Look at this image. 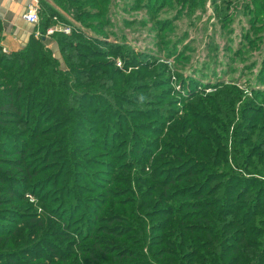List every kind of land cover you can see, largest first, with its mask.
I'll list each match as a JSON object with an SVG mask.
<instances>
[{"label":"rangeland","instance_id":"obj_1","mask_svg":"<svg viewBox=\"0 0 264 264\" xmlns=\"http://www.w3.org/2000/svg\"><path fill=\"white\" fill-rule=\"evenodd\" d=\"M39 1L47 8L50 23L28 47L46 62L40 57L31 71L27 62L22 69L17 66L6 72L8 60L4 59L0 91L21 90L25 122L8 135L33 146V151L40 152L39 160L44 158L42 162L51 156L48 168L53 171L34 178L26 190L19 189L21 202L4 194L0 184V201L6 200L0 207V264L25 260L23 264H45L41 260L32 263L27 257L58 253L64 261L58 264H179L159 246L160 240L170 236V204L178 206V202L169 203L170 199L162 197L155 200L160 192L158 182L166 181L189 161L162 167L167 163L157 165L158 156L168 145L188 155L186 149L197 144L194 127L183 120L188 109L205 116L203 109L212 102H235L228 112V151L232 129L242 123L238 115L242 102H254L264 109V0H60L61 5ZM54 28L70 31L65 36L74 38L71 49L68 45L61 49L56 43L54 36L60 33L46 35ZM17 52H7L0 44V56L12 58ZM50 61L53 69L68 75L67 80L74 84L70 96L60 102L53 88L45 102L24 101L28 93L33 94L30 88L42 89L39 81L45 76L35 79V73L39 68L46 72ZM97 70L100 75L90 78ZM212 116L220 115L212 112ZM37 126L49 134L34 142ZM65 147L71 148L70 155ZM114 179L117 185L108 190L118 192L113 198L120 197L111 198L112 205L106 206L100 191ZM11 185L8 181L5 187ZM73 189L77 197L71 200ZM176 194L179 191L172 190L167 196ZM230 196L233 204L229 206L237 216L244 214L238 203L242 192ZM26 213L42 219L44 230L36 232L27 226L20 240L10 237ZM262 214L260 220H264ZM115 218L126 227L118 233L122 238L108 235V223ZM197 218L193 211L177 220L183 224L179 237L184 246L181 254L185 253L180 264H233L232 253L223 257V252L219 259L215 250L227 242L233 250L240 239L250 240L245 231L258 233L264 228L257 222L242 227L219 221L232 229H224L210 240L204 238ZM190 239L197 240L193 241L199 244L196 251L187 246ZM201 246L206 247L205 252L199 250ZM244 252L240 247L237 264H258V256L246 260Z\"/></svg>","mask_w":264,"mask_h":264},{"label":"trees","instance_id":"obj_2","mask_svg":"<svg viewBox=\"0 0 264 264\" xmlns=\"http://www.w3.org/2000/svg\"><path fill=\"white\" fill-rule=\"evenodd\" d=\"M50 1L54 4H62L59 3L60 0ZM39 6V24L37 28L41 34L49 27L50 16L42 1H39ZM54 37L56 43L61 49L66 45H68V49H71V40L74 39L73 37L65 36L63 34L55 35ZM32 41L35 40L32 38L27 44V47H25L21 52L12 53V58L1 55L0 65L3 63L4 59L8 60L7 70L5 68L2 70L12 72L17 66L22 69L21 67H24L23 65L28 62L27 65H29V69L31 71L34 69L35 65L39 64L40 57L44 62H46L45 57L31 53L28 46L32 43ZM32 55H34L33 58ZM69 61H72L71 58ZM50 63L51 64L48 66L49 69L46 72H41V68H39L35 73V79L45 76L41 79V81H39V85L42 86V89L30 88L29 90L31 93L33 92L32 95L34 96L32 97V95L28 93L25 99L23 98L24 101H28V99H30L45 102L50 90L53 88L56 90V94L60 95V102L70 96V91L74 87V84L67 80L66 76L68 75H64L60 71L57 72L51 67V61ZM67 66L73 71L70 64ZM98 72L99 71L97 70L89 74L90 78L100 75ZM47 80L49 82L48 85ZM11 89L12 90L3 92L0 91V169L6 170L5 172L0 171V184L4 187L2 188V192L4 194L13 196L14 199H19L18 196L22 195L19 189L26 190L25 188L27 187V183H31V181L39 175L53 170L48 168L50 166L48 161L51 156H45L47 160L42 162L44 158L39 160L41 157L40 152H36L37 150L33 151V146L27 147V144H21L14 138L9 137L8 132L10 130L14 129L17 125H22L25 122V109H23L22 101H20L22 98L21 90L19 89L16 93L13 88ZM53 99L56 100V96H53L52 100ZM234 103L235 102H232V100L228 102H212V106L203 109L205 111V116H200L198 112L188 109V112L184 114L183 120L188 121L187 123L191 125L189 128L194 127L192 133L198 137L197 144H195L193 148L186 149L188 155L185 151H179V148L168 145L164 146L162 153L158 156L160 162L157 165L167 163L166 166L162 167H170L171 163L182 165L189 161V163L180 171L175 173L173 176H168L166 181L158 182L160 192L155 200L156 202L159 197H162L170 199L169 203L173 201L178 202V206L170 204L171 209L168 215L173 218V221L169 224V227L171 228L170 236H168L166 240H160L162 244L159 246L165 247V250L162 252L164 254L166 253L165 255L172 257L179 264L181 261L180 256L185 255V253L181 254L184 246L180 242L183 238L179 237L183 224L181 221L177 220H181L183 215H190L193 211H196L198 213L197 222L202 224L203 228H201V231L204 232V238L207 239L210 237V240L216 239L217 234L224 229L227 231L232 229V226L225 225L233 224V226L239 225L246 227L251 223L257 222L264 227V220H260L259 218L263 215L262 213H264V109L255 107L254 102H242L243 107L238 110L239 119L240 121L242 119V123L236 124L232 129L233 132L230 143L231 148L230 151H228L226 143L228 141V128L231 121V116L228 112L231 109L230 106L234 107ZM231 111L233 112V108ZM212 112H216L220 116H212ZM68 130L71 131V128L69 127ZM58 131H61V128ZM45 133L46 130L44 131L43 128L37 126L32 140L35 142L49 134V132L47 134ZM69 134L70 132L68 135ZM179 140L183 142V138H179ZM64 151L66 155H70L71 148L65 147ZM34 153L36 154L34 155ZM10 158H13L14 160H5ZM165 158L168 159L166 160ZM32 162L33 165L31 164ZM39 162H42V165L35 167L34 165ZM197 163L199 164L197 165ZM194 165L197 166L193 168ZM58 172L59 171H57L56 174ZM73 174L75 176L78 175L76 173ZM65 176L69 177V184H72L70 173L67 172ZM222 180L224 182H221ZM8 181L12 182V185L11 187L7 186L6 188L5 185ZM24 182L25 185L23 186ZM49 183L50 181L47 182L48 185ZM51 183L54 184V181ZM114 184L117 185L115 179L110 180L108 186L100 191L103 194L102 199L107 201L106 206L112 205L113 201L111 202V198L114 197L113 195L118 193L108 190L109 187ZM60 187V189H62V186ZM234 189L236 191H234ZM172 190L179 191V194H176L175 196H167V193ZM240 192H242V197H240V202L238 203H242V211H245V213L237 216L239 214H236V211H233V208L229 206L230 203L233 204V199H231L230 195L231 193H235L237 196ZM76 197L77 192L74 190L71 192V195H69V198L74 200ZM118 197L113 199L116 200ZM19 200L21 202V199ZM5 201L6 200L0 201V207L5 206ZM225 207L229 209L225 210ZM182 211H186L185 214H181ZM26 214L27 215L22 217L19 221L16 232L10 237H15L17 238L16 240H20L19 235H21L22 229L24 227L26 229L27 226L33 227V231L36 230V232L39 230L42 232L44 230V228H42V225H44L42 219H36L34 214ZM212 215H216L217 219L214 220ZM255 217L258 218L255 219ZM227 219H231L233 222L227 224ZM219 221H226L225 225L221 224ZM113 224L116 226H112ZM123 228H126L125 225L122 224L118 218H115L108 223L107 231H110L108 235L122 238L123 234L118 236V233ZM211 229L214 230V233L216 232L214 235L211 233ZM173 231H175V233ZM138 234V231L135 232V235ZM243 234L250 240H245V238L240 239L237 243L238 246H235L233 250L232 248L229 249L226 246L228 245V242L227 244H221L220 242L221 245L217 250H215L217 258H222L223 252H225L223 253V257L224 254L228 255L226 252L232 253L235 258L233 264H237V255L239 254V249L241 247L245 251L243 256H245L246 260L255 257L256 255L260 258L257 260L258 264H264V228H262L258 233L248 230ZM9 238L5 239V241L9 240ZM252 238H255L256 241L251 240ZM1 239L2 237H0V241ZM193 241L197 240L190 239L187 244V246L191 245L190 251H196L199 247V244H196ZM207 247H209V244H207ZM74 248H76L75 245ZM210 248L212 247L210 246ZM166 249H172L173 252L167 251ZM199 250L205 252L206 247L201 246ZM193 255L194 257L196 256V254ZM27 258L32 263L39 260L45 264H58L60 262H64L63 256L60 253L55 254V256L53 255V257L37 254L28 255ZM198 259H200V256H198ZM187 260H189V258ZM24 262H26V260L22 261L21 264ZM161 264L170 263L163 261ZM208 264L211 263L208 262ZM239 264H242V262Z\"/></svg>","mask_w":264,"mask_h":264},{"label":"crops","instance_id":"obj_3","mask_svg":"<svg viewBox=\"0 0 264 264\" xmlns=\"http://www.w3.org/2000/svg\"><path fill=\"white\" fill-rule=\"evenodd\" d=\"M28 4V0H0V44L7 52L23 49L37 35L38 26L21 19Z\"/></svg>","mask_w":264,"mask_h":264},{"label":"built area","instance_id":"obj_4","mask_svg":"<svg viewBox=\"0 0 264 264\" xmlns=\"http://www.w3.org/2000/svg\"><path fill=\"white\" fill-rule=\"evenodd\" d=\"M29 4L25 10V12L22 15V20L30 25L38 26L39 24V16H38V5H39V0H28ZM54 33H60L63 35H69L70 31L69 30H57L56 28L54 29H48L46 32V35L50 36Z\"/></svg>","mask_w":264,"mask_h":264}]
</instances>
